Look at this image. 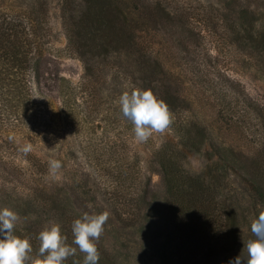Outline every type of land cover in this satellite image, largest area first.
<instances>
[{
    "label": "rangeland",
    "instance_id": "rangeland-1",
    "mask_svg": "<svg viewBox=\"0 0 264 264\" xmlns=\"http://www.w3.org/2000/svg\"><path fill=\"white\" fill-rule=\"evenodd\" d=\"M8 22L32 25L35 89L50 108L41 102L39 118L51 123L39 139L9 140L6 162L30 173L20 149L31 144L43 161L62 164L35 180L46 192L29 200L20 196L25 172L0 173V209L19 214L14 234L30 238V255L45 227L60 224L76 247L74 220L107 210L98 264H229L241 254L246 264L251 222L264 211V0H0V34ZM66 27L88 45L87 97ZM138 38L154 44L163 79L185 95L172 131L147 142L135 140L118 103L130 81L159 76H119ZM64 79L76 103L69 122L58 116ZM84 255L77 248L63 264H83Z\"/></svg>",
    "mask_w": 264,
    "mask_h": 264
},
{
    "label": "trees",
    "instance_id": "trees-1",
    "mask_svg": "<svg viewBox=\"0 0 264 264\" xmlns=\"http://www.w3.org/2000/svg\"><path fill=\"white\" fill-rule=\"evenodd\" d=\"M29 25H15L8 22L4 32L0 34V173L2 172V175L6 177H13L11 171L25 172L23 180L26 181L27 185L20 191V196L26 199L34 198L46 192L39 184H36L35 180L41 179L47 174L49 164L31 152L24 157L29 163V168H31L30 173H27L28 170L25 171L21 166L7 163L6 160L14 158L12 156L13 153H10L9 150H15L10 147L9 140L13 142L16 136L23 133H27L23 135L27 139H39L40 133L37 132L38 129L47 130L51 123V121L39 118L40 111L45 104L48 114L50 108H48L46 102L39 99V97L41 98L40 93L35 89V83H37L36 74L40 66H38L37 61L35 63L32 51L34 48H39L40 44L30 39V35L27 32H30L32 25ZM66 30L68 32L67 52L69 55H79L78 57L83 63L84 77L78 89L87 97L88 94H92L90 89L93 87H91L92 82L90 79L94 68L88 59V51L86 50L88 45L83 39L72 34L68 27H66ZM123 36L127 38L125 34ZM132 45L135 52L131 55H135L136 58L135 56L133 58L128 56L126 60L119 61V76H126L128 71H136L141 74L148 72L158 74L159 76H156L153 80L154 82L150 84H146L145 80H142L140 84V79L136 80V82L130 81L129 85L132 86L130 91L133 88L144 90L151 88L158 98L166 101L172 112L179 114L180 106L178 105L181 100H185V95L177 94L174 91L172 81L169 83L170 80L163 79L166 78V66L163 63L162 56L155 51L154 44L147 38H138L133 40ZM63 81L67 82L65 79ZM66 84L68 86L65 87V90L60 92L61 111L58 116L61 120L69 122L74 113L76 103L72 100L73 88H71L69 82ZM120 95L119 93V97ZM177 123V121L173 122L169 130L172 131ZM187 131L189 130L185 129L183 133L186 134Z\"/></svg>",
    "mask_w": 264,
    "mask_h": 264
},
{
    "label": "clouds",
    "instance_id": "clouds-1",
    "mask_svg": "<svg viewBox=\"0 0 264 264\" xmlns=\"http://www.w3.org/2000/svg\"><path fill=\"white\" fill-rule=\"evenodd\" d=\"M119 107L123 117L127 118L133 127L137 142H147L154 133L164 134L174 121V114L165 100L158 98L151 88H133L120 95ZM24 154L32 151V145L26 144L20 149ZM62 167L61 161L50 160L49 170L55 174ZM110 212L105 210L99 214L84 213L74 220L72 234L73 247L67 243L68 237L62 233L61 225L52 223L39 233V249L36 257L30 255L33 251L29 237H19L14 229L19 221V214L5 207L0 209V264H63L70 256H74L77 248L84 253L83 264H98L100 252L98 242L104 233L105 224ZM251 232L254 239L244 244L246 264H264V211L251 222ZM245 258L241 254L229 264H242Z\"/></svg>",
    "mask_w": 264,
    "mask_h": 264
}]
</instances>
